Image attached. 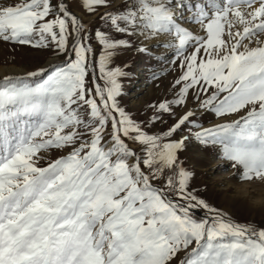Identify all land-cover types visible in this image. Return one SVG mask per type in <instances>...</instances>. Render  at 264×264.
Listing matches in <instances>:
<instances>
[{
  "label": "snow or ice",
  "instance_id": "1",
  "mask_svg": "<svg viewBox=\"0 0 264 264\" xmlns=\"http://www.w3.org/2000/svg\"><path fill=\"white\" fill-rule=\"evenodd\" d=\"M0 43L62 58L0 75V264H264L184 155L264 187V0H0ZM127 53L171 75L139 113Z\"/></svg>",
  "mask_w": 264,
  "mask_h": 264
},
{
  "label": "rangeland",
  "instance_id": "2",
  "mask_svg": "<svg viewBox=\"0 0 264 264\" xmlns=\"http://www.w3.org/2000/svg\"><path fill=\"white\" fill-rule=\"evenodd\" d=\"M61 57L53 56L48 52H34L27 47H20L15 52L10 47L0 43V67L14 65L23 68L21 71L5 73L21 74L24 71L34 70L37 66L47 67L50 63L59 62ZM127 62L131 66L127 69L131 73L129 78L121 80L124 95L121 97V104L129 111L139 113L144 106L164 95L167 90L170 74H161L159 87L157 82L150 78L149 66L157 68L154 62H150L147 57H138L134 53H127L117 59L116 63ZM143 70L138 71L139 66ZM145 83L138 85L143 81ZM142 118V117H140ZM212 117L205 119V124ZM53 156L56 153H52ZM186 156V164L195 173L192 183L194 186L206 187V192L202 193L209 203L227 211L239 222L264 223V206L261 200L264 199V187L259 184L251 186L256 193L254 199L248 198L245 194L248 186L239 185L235 178L231 176V169L223 166L212 151H201L195 146H191Z\"/></svg>",
  "mask_w": 264,
  "mask_h": 264
},
{
  "label": "bare ground",
  "instance_id": "3",
  "mask_svg": "<svg viewBox=\"0 0 264 264\" xmlns=\"http://www.w3.org/2000/svg\"><path fill=\"white\" fill-rule=\"evenodd\" d=\"M23 70V68H18L14 65L11 66H3L0 67V74H2L4 71H11V72H16V71H21ZM143 70V66L140 65L138 68V71ZM143 83H145V77H143V81L141 83H139L138 85H142ZM220 161V160H219Z\"/></svg>",
  "mask_w": 264,
  "mask_h": 264
}]
</instances>
